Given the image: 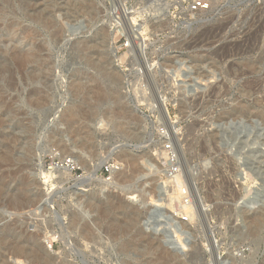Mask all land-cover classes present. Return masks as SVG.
Returning <instances> with one entry per match:
<instances>
[{"label":"rangeland","instance_id":"obj_1","mask_svg":"<svg viewBox=\"0 0 264 264\" xmlns=\"http://www.w3.org/2000/svg\"><path fill=\"white\" fill-rule=\"evenodd\" d=\"M191 1L0 0V264H264V209L243 200L264 198V0ZM178 179L194 217L149 225ZM182 225L192 237L170 249L162 233Z\"/></svg>","mask_w":264,"mask_h":264},{"label":"built area","instance_id":"obj_2","mask_svg":"<svg viewBox=\"0 0 264 264\" xmlns=\"http://www.w3.org/2000/svg\"><path fill=\"white\" fill-rule=\"evenodd\" d=\"M189 12H198L200 10H208L211 7V0H192L189 3ZM165 150L168 152V166H167V173L170 177L176 178L177 175L181 174V164L180 161L178 160L175 152V148L171 141L165 145ZM119 169L117 165H115L114 162H107L102 170V174L104 176L105 181L111 182L113 174ZM173 184V183H172ZM159 184L157 186L158 194H164L166 196L167 202H173L176 200L175 197V189H174V184ZM172 199V200H171ZM171 200V201H170ZM137 202V201H135ZM193 202V193L191 190L187 189V187H183V192H182V198L180 200V207L177 208V214L169 213L163 206L164 205H155L154 209H151L150 211H147L145 214V220L149 225L152 223H160V224H167L168 226L170 225V222L175 221V219H180L182 221H188L190 219V216L184 214L185 212L183 211L184 206H189ZM184 212V213H183ZM170 230H167L169 229ZM155 230V229H154ZM166 230L168 232L162 233V237L164 238V244L169 247L170 249H178L177 247V242L174 241L171 235V231L173 232V228L167 227ZM156 232H159V230H155ZM184 232H188L184 230ZM213 241L216 244V238L214 235H212ZM250 245H245L243 247L239 248L238 253L242 255H246L248 252L250 253ZM216 247V246H215ZM218 249V247H217ZM219 250V249H218ZM216 259L219 261L220 264H229V260L226 259V256H224V252L216 251Z\"/></svg>","mask_w":264,"mask_h":264},{"label":"bare ground","instance_id":"obj_3","mask_svg":"<svg viewBox=\"0 0 264 264\" xmlns=\"http://www.w3.org/2000/svg\"><path fill=\"white\" fill-rule=\"evenodd\" d=\"M211 3L212 4H216V3H218V0H211ZM217 5V4H216ZM215 6V5H214ZM46 10V9H45ZM53 10V9H52ZM72 11H74V10H72ZM48 13V12H47ZM54 15V14H53ZM43 17H45L44 15H43ZM47 18H50V17H48V16H46ZM54 18V17H53ZM129 18V17H128ZM131 18V17H130ZM51 19H52V17H51ZM41 20V19H40ZM45 20V19H44ZM53 20V19H52ZM48 21H49V19H48ZM129 21H130V19H129ZM46 23H47V21H46ZM45 23V24H46ZM49 23V22H48ZM50 23H53V22H50ZM55 23V22H54ZM131 23V22H130ZM136 23V22H135ZM5 24V23H4ZM12 24V23H11ZM7 25V26H5V27H8L7 28V30L8 29H11V26H13V27H15L14 25ZM17 26H19V25H17ZM1 27V26H0ZM15 28H17V27H15ZM6 30V29H5ZM4 30V31H5ZM12 31H15V30H13V28L11 29ZM19 31V30H18ZM22 31V30H21ZM25 32H27V31H25ZM13 33V32H12ZM16 33V32H15ZM24 33V32H23ZM3 34V33H2ZM6 34V33H5ZM29 34H31L30 33V31H29ZM34 34V33H33ZM11 35V34H10ZM21 35V34H20ZM103 35V34H102ZM3 35H1V37H2ZM6 36V35H5ZM25 36V35H24ZM105 36V35H104ZM103 37V36H102ZM6 38V37H5ZM13 38H14V35H13ZM19 38V37H18ZM1 39V38H0ZM21 39V38H20ZM18 40V39H17ZM87 40V39H86ZM139 40V39H138ZM12 41H13V39H12ZM21 41V40H20ZM92 41V40H91ZM95 41H96V39H95ZM94 41V42H95ZM2 42V41H1ZM87 42V41H86ZM103 42V41H102ZM14 43H15V41H14ZM97 43V42H96ZM138 43H140V42H137V44ZM16 44H18V42L16 43ZM86 44V43H85ZM90 44V43H89ZM88 44V45H89ZM94 44V43H93ZM98 44V43H97ZM137 44H136V46H137ZM90 45H92V44H90ZM139 45V44H138ZM14 46V45H13ZM86 46V45H85ZM98 46V45H97ZM135 46V45H134ZM20 48V47H19ZM39 48V47H38ZM41 48V47H40ZM44 48V47H43ZM7 49V48H6ZM13 49V48H12ZM18 49V48H17ZM87 49V48H86ZM92 49V48H91ZM100 49V48H99ZM139 49V48H138ZM38 50V49H37ZM95 51V50H94ZM100 51V50H99ZM103 51V50H102ZM101 51V52H102ZM9 53V52H8ZM13 53V52H12ZM16 53V52H15ZM17 53H19V55H21L20 56V62H21V64H23V63H25L28 59H30L31 57H34V56H31L34 52H32L31 53V55L28 53V54H26L27 52H25V50L23 51H19V52H17ZM88 54H90V53H88ZM102 54V53H101ZM107 55V53H104V55ZM37 55V54H36ZM31 56V57H30ZM16 57V56H15ZM32 59V58H31ZM89 59H91V58H89ZM96 59H98V58H96ZM101 60H102V58H101ZM30 61V60H29ZM97 62H98V60H97ZM103 63V62H102ZM19 64V63H18ZM25 65V64H24ZM102 65H104V64H102ZM108 66V65H107ZM102 67V66H101ZM100 67V68H101ZM110 67V66H109ZM104 69H106V66H105V68ZM112 73V72H111ZM116 73V72H115ZM111 75V74H110ZM44 76V75H43ZM112 76V75H111ZM117 76H119V74L118 75H116V77ZM113 77V76H112ZM114 78V77H113ZM118 80V79H117ZM79 82V81H78ZM82 82V81H81ZM80 83V82H79ZM81 85V84H80ZM111 92L109 91V90H107V91H105V93L104 94H100L99 95V97H98V99H100V101L102 100V99H108L109 97H110V94ZM122 108V107H121ZM162 111L164 112V116H166L167 117V111H166V109L165 108H163L162 107ZM77 114V113H76ZM70 116H71V114H70ZM77 116V115H76ZM71 118V117H70ZM69 118V119H70ZM73 118V117H72ZM233 122V121H232ZM238 122V121H237ZM239 122H240V120H239ZM238 122V123H239ZM246 122V121H245ZM234 123V122H233ZM253 123V122H252ZM259 123V122H258ZM257 123V124H258ZM243 123H239V125H242ZM229 125V124H228ZM235 125H237V124H235ZM238 125V126H239ZM231 126H232V124H231ZM248 126V125H247ZM250 126V125H249ZM237 127V126H236ZM252 127V126H251ZM262 127V126H261ZM227 128H229L228 126H227ZM263 128V127H262ZM261 128V129H262ZM225 129H226V127H225ZM237 129H238V127H237ZM242 129V128H241ZM251 129V128H250ZM249 129V130H250ZM253 129V128H252ZM251 134V133H250ZM240 135V134H239ZM250 137V136H249ZM228 148V147H227ZM238 151V150H237ZM264 153V152H263ZM260 154H261V152H260ZM244 156V155H243ZM240 157V156H239ZM255 158V157H254ZM239 159V158H238ZM237 160V159H236ZM104 161V160H103ZM247 162V161H246ZM239 163V162H238ZM241 164V163H240ZM248 164V163H247ZM100 165V164H99ZM150 165V164H149ZM153 166V165H152ZM151 166V167H152ZM101 166H99V168H100ZM253 167V166H252ZM53 168V167H52ZM260 168V167H259ZM258 168V169H259ZM262 168V167H261ZM98 169V168H97ZM121 168L119 167V169L118 170H120ZM151 169V168H150ZM250 169V168H249ZM263 169V168H262ZM94 170V169H93ZM92 170V171H93ZM118 170L113 174L115 177L116 176H118ZM256 170V169H255ZM123 171V170H122ZM90 172H91V170H90ZM89 172V173H90ZM96 172V169L93 171V172H91V174H90V176L92 175V174H94ZM252 172V171H251ZM263 173V172H262ZM261 173V174H262ZM245 174L247 175L246 177L247 178H249V176H250V174H249V171H246L245 172ZM253 174V173H252ZM183 175V174H182ZM264 175V174H263ZM178 176V175H177ZM180 177V176H179ZM179 177H177V178H179ZM251 177V176H250ZM90 178H92V177H90ZM113 178V177H112ZM84 179V178H83ZM86 179H88V177L86 178ZM180 180H181V178H179ZM176 180V181H180V180ZM90 180V179H89ZM82 181V180H81ZM182 181V180H181ZM181 181L179 182V184H178V188H180V190L179 191H176L177 193H178V195H176V198L178 197V198H180V197H182V192H183V187H184V182L183 183H181ZM82 182H84V181H82ZM113 184L116 186V187H118L119 188V190L121 189V190H123V191H126L127 192V194H128V196H127V198L128 199H136L137 198V195H135V194H133V193H135L129 186H127V185H125V184H122V183H119L117 180H114V182H113ZM264 184V183H263ZM27 187V186H26ZM263 187V186H262ZM24 188V187H23ZM250 188V187H249ZM247 189L246 190V195H245V197H244V199L243 200H245V204H246V207H249V208H258L259 210L261 209V208H263L264 209V198H263V200L262 199H259L258 198V194H257V192L255 193L256 195H254V192H252V190L251 189ZM264 188V187H263ZM22 189V188H21ZM29 190V189H28ZM19 191H20V189H19ZM23 192H24V190H22ZM30 191V190H29ZM27 192V191H26ZM261 192V191H260ZM17 193V192H16ZM19 193V192H18ZM29 193V192H28ZM262 193V192H261ZM22 194V193H21ZM21 194H19V196L21 195ZM25 194V193H24ZM30 194V193H29ZM126 194V195H127ZM14 195V194H13ZM26 195V194H25ZM24 195V196H25ZM17 196V195H16ZM23 196V197H24ZM18 197V196H17ZM22 197V196H21ZM30 197V196H29ZM35 198V197H34ZM34 198H33V201H34ZM142 198V197H141ZM261 198V197H260ZM12 199V198H11ZM13 199H15L14 197H13ZM153 199V198H152ZM151 199V203H150V205L152 206V205H166V206H168V207H172L173 206V204L171 203V202H167V200L165 199V198H160V196H159V198L157 197V198H155V199H153L152 200ZM19 200H20V198H19ZM30 200H32V199H30ZM172 200V199H171ZM170 200V201H171ZM21 201V200H20ZM19 201V202H20ZM24 201V200H23ZM22 201V202H23ZM32 201V202H33ZM13 202H15V201H13ZM25 202V201H24ZM23 202V203H24ZM29 202V201H28ZM32 202H30V203H32ZM17 203V202H16ZM18 204V203H17ZM22 204V203H21ZM26 204H27V202H26ZM29 204V203H28ZM106 205V204H105ZM108 205V204H107ZM193 206V205H192ZM191 205H189V206H184V209H183V211L185 212H183L184 214H186V215H188V216H191L192 218L194 217V215H195V212H194V209H193V207H192ZM106 207V206H105ZM109 208V207H108ZM262 209V210H263ZM107 211V210H106ZM108 213V212H107ZM264 215V214H263ZM129 216V215H128ZM127 216V217H128ZM254 216H255V214H254ZM258 216V215H257ZM257 216H255V220H256V217ZM134 217V216H133ZM123 218H125V217H123ZM126 219V218H125ZM131 219V218H130ZM128 220V219H127ZM132 220V219H131ZM136 220V219H135ZM130 221V220H129ZM257 221V220H256ZM128 222V221H127ZM183 222V221H182ZM133 224V223H132ZM183 224V223H182ZM124 226V225H123ZM122 226V227H123ZM184 226L182 225V229H180V228H178L177 230H175V235H171L172 236V238L174 239V241L175 242H181L183 245H186L187 243H186V241H188L189 239H191V237L188 239V236L186 237V234L187 233H189V232H184V228H183ZM186 230V229H185ZM192 234V233H191ZM191 234H188V235H191ZM147 235V234H146ZM6 236V235H5ZM151 236V235H150ZM153 237V236H152ZM186 238L188 239V240H186ZM32 239V238H31ZM192 239H194V238H192ZM35 240V239H34ZM17 241V240H16ZM32 241V240H31ZM191 241H193V240H191ZM195 241V240H194ZM28 242V241H27ZM37 242V241H36ZM23 243V242H22ZM195 243V242H194ZM193 242H192V244H193V246L195 245ZM6 244V243H5ZM25 244V243H24ZM28 244V243H27ZM26 244V245H27ZM188 244H190V243H188ZM10 245V244H9ZM18 245V244H17ZM7 246H8V244H7ZM12 246V245H11ZM10 246V247H11ZM15 246V245H14ZM19 248H18V251H17V254L20 252V253H22V254H24V253H28L29 252V249H28V245H27V249L25 248V245L23 246L22 245V247H21V245L20 246H18ZM24 247V248H23ZM31 247V246H30ZM190 247V246H189ZM33 250H35L34 248H32ZM13 250H14V247H13ZM16 250H17V246H16ZM166 251L167 250H169L168 248L167 249H165ZM15 251V250H14ZM36 251V250H35ZM41 251V250H40ZM19 253V254H20ZM30 253V252H29ZM36 253V252H35ZM166 253H168V252H166ZM16 254V255H17ZM15 255V256H16ZM167 255V254H166ZM168 255H169V253H168ZM23 256V255H22ZM26 256V255H25ZM36 256V255H35ZM170 256V255H169ZM17 257V256H16ZM27 257V256H26ZM18 258V257H17ZM47 259V258H46ZM166 259V258H165ZM168 260H169V258H168ZM49 262V261H48ZM174 262V261H173ZM165 263V262H164ZM168 263V262H167ZM168 264H170V263H168Z\"/></svg>","mask_w":264,"mask_h":264}]
</instances>
